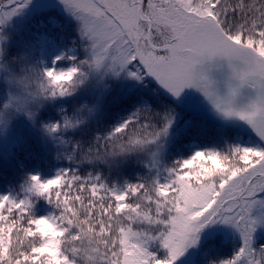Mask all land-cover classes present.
I'll return each instance as SVG.
<instances>
[{"label":"snow or ice","instance_id":"obj_1","mask_svg":"<svg viewBox=\"0 0 264 264\" xmlns=\"http://www.w3.org/2000/svg\"><path fill=\"white\" fill-rule=\"evenodd\" d=\"M125 82L198 94L231 142L173 154L177 108L144 99L108 121ZM20 121L0 264H177L189 250L196 264H264V0H0V141ZM37 154L60 165L51 176L25 170ZM130 161L147 173L109 182L102 166Z\"/></svg>","mask_w":264,"mask_h":264},{"label":"trees","instance_id":"obj_2","mask_svg":"<svg viewBox=\"0 0 264 264\" xmlns=\"http://www.w3.org/2000/svg\"><path fill=\"white\" fill-rule=\"evenodd\" d=\"M69 31L66 33V36H71V26H69ZM128 93V92H127ZM126 94V93H125ZM125 94L118 93L114 87H112V90L107 94L104 102V106L107 108L110 115L108 116V121H111L114 119V117L117 114H124L128 110H130L131 106L133 105L134 101H137L139 99H144L152 103L154 107H163L167 104H173L178 111V114H180L179 108L176 106V104L171 101L169 98L165 97L160 90L155 89V85L153 84H147V88L145 89H137L131 91V94L127 96L126 99H122ZM85 99H88L87 97H77L76 103L79 104L83 102ZM71 101L69 104L65 105V107H70ZM49 116H55L54 109H50L47 113ZM20 125L23 127V132H26V125H24L23 121H21ZM174 129H172V133L174 135ZM223 133V134H221ZM190 135V136H189ZM227 134L221 130L212 129L209 131H190V133L182 134L181 139L173 145V154H175L177 149L181 148L182 144H188L191 139L203 142L206 141L209 144L219 142L218 140H221L223 138H228ZM19 140V139H18ZM18 140L15 141L14 145H11L6 153L0 154V156L4 157V163L2 166H0V192L8 191L10 188H16L18 187L19 183L22 180V172L18 168L16 160H11V165L9 163V153H11L14 149V146L18 143ZM35 145L32 146V150L35 151ZM48 163L45 164L44 160L40 157V155H35L34 157H29L27 159H23L24 168L25 170L29 171H41L43 175L51 176L54 172L55 167L60 165H53L52 157L49 155L47 157ZM8 168V169H7ZM4 169H7L8 171H3ZM103 172L105 177L109 180V182L115 181L116 183L120 184L124 180H134L137 176L144 175L147 173V169H145L140 163L136 161H130L118 166H111V167H104L102 166ZM212 231L215 230L214 227L211 229ZM220 240L223 241L220 233H217ZM205 234H202V238ZM228 243L224 244L222 247H219L215 249L214 251L220 252V253H227L229 250V247L231 246V242L233 241V237L231 239H227ZM238 242V241H237ZM189 258L185 264H196V261H198L200 257V252L197 250H191L189 254L187 255Z\"/></svg>","mask_w":264,"mask_h":264},{"label":"rangeland","instance_id":"obj_3","mask_svg":"<svg viewBox=\"0 0 264 264\" xmlns=\"http://www.w3.org/2000/svg\"><path fill=\"white\" fill-rule=\"evenodd\" d=\"M42 2H51V0H42ZM55 11L61 20H65V17L59 12V10H55ZM30 15H31V13H30ZM39 18L40 17H34L33 20L31 21V23H35V20L39 19ZM65 22L68 23L69 26L73 27L71 22H69V21H65ZM17 23H21V21H17ZM150 84L154 85V83H150ZM112 87H114L118 93L125 94V93L129 92V90H131V91L136 90V88L143 90V89L147 88V84H138L135 82H125V83L113 84ZM161 91L163 92V90H161ZM191 93H192V91L188 90L182 95V97L180 98L179 101H175L179 105V107H181V109L187 113L188 116L185 114H182V113H180L178 115V122L174 128V130H175L174 135L176 132H182V134H187V133H190V131H199V130H201V127H203V131H207L208 133L211 130V128L208 127V125L201 123L202 120L199 117L193 115L194 114L193 108H192V106H193L192 102L193 101H191V99L194 100V95ZM164 94L167 95L166 93H164ZM188 120H192L194 123L190 127H188L187 131H184L185 122ZM20 123H21V121L16 124V126L9 132L8 136L3 141H0V154L4 155V153L7 152L9 147L11 145H14L15 141L19 139L20 134L23 132V127L20 125ZM221 134H223V133H221ZM226 136L228 138H230L228 140H229V142H231V136L230 137H229V135H226ZM191 140L195 141L193 139H191ZM192 141H190V142H192ZM218 141L219 142H216V146L223 147L224 146V139H221ZM196 142H198V141H196ZM198 143L200 146L209 145V143H207L206 141L198 142ZM7 169H4L3 171H8ZM256 213L258 216L264 215V213H262L259 208L256 209ZM212 227L215 228L217 233L221 234V237L223 239H231L233 237L231 230L224 227V226L217 225V226H212ZM188 259H189L188 257L181 258V260L178 261L177 264H185V262H187Z\"/></svg>","mask_w":264,"mask_h":264}]
</instances>
